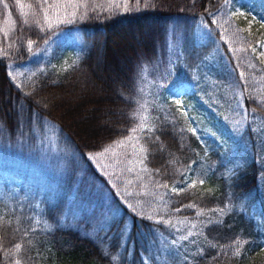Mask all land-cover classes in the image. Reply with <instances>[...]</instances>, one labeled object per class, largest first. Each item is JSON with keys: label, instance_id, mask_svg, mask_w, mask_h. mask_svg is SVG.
Segmentation results:
<instances>
[{"label": "rangeland", "instance_id": "1", "mask_svg": "<svg viewBox=\"0 0 264 264\" xmlns=\"http://www.w3.org/2000/svg\"><path fill=\"white\" fill-rule=\"evenodd\" d=\"M147 1L0 0V58L9 80L25 89L38 76L61 74L81 58V23ZM206 14L187 45L180 34L168 35L162 54L140 68L135 121L125 137L79 154L55 123L33 115L28 131L0 139V217L21 234L77 228L111 252L114 264H183L203 216L184 214L190 205L175 206L170 197L230 175L245 151L264 164V116L244 106L246 75L235 76L229 61L242 72L251 52L264 55V0H219ZM249 78L247 94L264 106V78ZM164 118L184 125L203 150L170 185L144 162V141ZM232 207L243 209L225 202L215 215ZM132 222L136 248L128 242ZM252 244H264V227ZM8 253V264H19L16 252Z\"/></svg>", "mask_w": 264, "mask_h": 264}, {"label": "trees", "instance_id": "2", "mask_svg": "<svg viewBox=\"0 0 264 264\" xmlns=\"http://www.w3.org/2000/svg\"><path fill=\"white\" fill-rule=\"evenodd\" d=\"M218 1L148 0L141 10L87 20L80 24L79 61L61 74L36 77L25 89L12 84L6 62L0 58V139L28 131L33 115L55 123L79 154L97 152L125 137L135 121L140 68L162 54L168 35L180 34L181 43L187 45L196 19L204 18ZM258 53L249 54V66L242 72L228 60L235 76L246 75L240 82L244 106L264 116V106L246 89L253 84L249 77L264 78V55ZM183 126L173 119H160L152 140L144 141L146 167L167 185L181 180L203 151ZM170 202L190 205L184 214L199 211L203 216L183 264H264V244H252L264 227V164L247 151L230 175H212L195 187H184ZM225 202L243 209L232 207L218 218L215 212ZM134 224L128 242L136 248ZM12 251L19 264H114L111 252L104 253L95 238L77 228H53L43 236L21 234L0 217V264H8Z\"/></svg>", "mask_w": 264, "mask_h": 264}, {"label": "snow or ice", "instance_id": "3", "mask_svg": "<svg viewBox=\"0 0 264 264\" xmlns=\"http://www.w3.org/2000/svg\"><path fill=\"white\" fill-rule=\"evenodd\" d=\"M20 246L19 245H17V248H19Z\"/></svg>", "mask_w": 264, "mask_h": 264}]
</instances>
